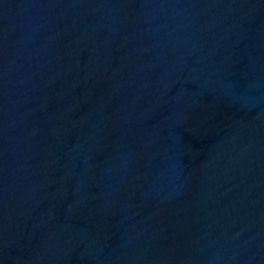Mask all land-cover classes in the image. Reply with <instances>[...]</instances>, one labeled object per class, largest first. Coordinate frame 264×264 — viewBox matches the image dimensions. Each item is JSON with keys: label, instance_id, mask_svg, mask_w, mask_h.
Segmentation results:
<instances>
[{"label": "water", "instance_id": "obj_1", "mask_svg": "<svg viewBox=\"0 0 264 264\" xmlns=\"http://www.w3.org/2000/svg\"><path fill=\"white\" fill-rule=\"evenodd\" d=\"M0 264H264V0H0Z\"/></svg>", "mask_w": 264, "mask_h": 264}]
</instances>
